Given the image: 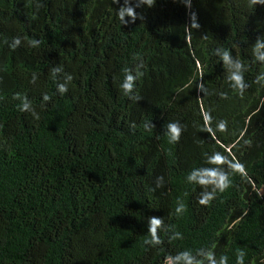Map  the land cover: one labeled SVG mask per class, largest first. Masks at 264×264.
Instances as JSON below:
<instances>
[{
	"label": "trees",
	"instance_id": "16d2710c",
	"mask_svg": "<svg viewBox=\"0 0 264 264\" xmlns=\"http://www.w3.org/2000/svg\"><path fill=\"white\" fill-rule=\"evenodd\" d=\"M144 2L0 0V264H264V5Z\"/></svg>",
	"mask_w": 264,
	"mask_h": 264
},
{
	"label": "clouds",
	"instance_id": "9594fccd",
	"mask_svg": "<svg viewBox=\"0 0 264 264\" xmlns=\"http://www.w3.org/2000/svg\"><path fill=\"white\" fill-rule=\"evenodd\" d=\"M153 3H154V0H145L143 4L150 7L152 6ZM185 3L186 4L190 3V0H185ZM253 3L256 5H264V0H253ZM126 15L129 17L128 13H123L120 16L122 24L130 22V21L124 20V17ZM130 18L131 19L135 18L134 12L132 13ZM193 25H195V27H198V25H196L195 23H193ZM38 44H39V41H33V46H36ZM19 45H20V40L18 38H13L12 42L9 44V47L14 50ZM253 51H254L256 60L258 62L264 63V40H256L254 43ZM215 54L219 55L222 62L229 67L230 69L229 80L233 83V85L237 89H239L242 92L243 89L246 87V84L244 83V79L242 75L244 71L243 65L240 63V61L234 60L227 51H221L217 49L215 50ZM56 71H59V69H57ZM70 79H71L70 76L66 77V81ZM260 79H264V75H262L261 77H258V80ZM32 80L33 82L35 81V76H33ZM133 81H134V76L130 73L126 74L124 82H123V89L126 93L131 91ZM67 90L68 89L66 87V84H59L57 86V92L60 94L67 92ZM200 90L203 91L202 88ZM17 99L20 100V103L18 105V109L20 112H29V113L33 112L31 102L27 99L26 96L17 97ZM49 99L50 98L47 95L43 96V101L47 102ZM170 127L175 133V135H172L170 139L173 141L177 140L179 138V133H180L179 126L173 124V125H170ZM221 127H223V125H221ZM217 158H219V160L222 159L219 156H217ZM216 173L218 175V181L213 180L212 186L214 189L220 192H223L230 184L229 178L219 168L216 169ZM208 198H211V197H208ZM201 203H207V199L201 200ZM181 210L182 208H177L178 212ZM156 219H157V225H159L160 222L158 218ZM145 243L146 244L151 243L155 245L160 244V240L155 236V231H153L151 241L146 240ZM197 255L206 256L209 264H226V257H221L220 260L218 261L214 255L205 253L203 251L198 252ZM243 257H244V253L239 252L236 257V264H244ZM170 264H196V256H193L188 251H184V252L178 253L175 257H172Z\"/></svg>",
	"mask_w": 264,
	"mask_h": 264
},
{
	"label": "rangeland",
	"instance_id": "374dc122",
	"mask_svg": "<svg viewBox=\"0 0 264 264\" xmlns=\"http://www.w3.org/2000/svg\"><path fill=\"white\" fill-rule=\"evenodd\" d=\"M256 188L259 191V193L264 194V173L262 174V178L258 181Z\"/></svg>",
	"mask_w": 264,
	"mask_h": 264
}]
</instances>
